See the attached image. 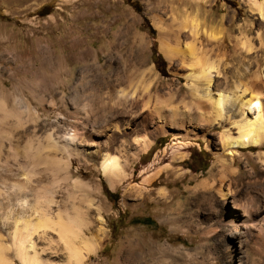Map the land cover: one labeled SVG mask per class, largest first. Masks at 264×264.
Returning <instances> with one entry per match:
<instances>
[{
	"label": "rangeland",
	"instance_id": "1",
	"mask_svg": "<svg viewBox=\"0 0 264 264\" xmlns=\"http://www.w3.org/2000/svg\"><path fill=\"white\" fill-rule=\"evenodd\" d=\"M254 2L0 0V245L10 263L20 264L15 225L36 220L37 203L52 201L51 217L87 222L95 251L85 264H264V212L235 221L241 251L235 260L226 251L230 214L239 213L230 196L264 189V146L238 150L221 189L219 173L229 155L221 134L236 136L235 124L252 119L235 101L241 84L264 69V20ZM191 20L224 46L211 88L214 98H233L221 121L209 104L197 107L189 72L164 53L177 47L175 34L186 49L189 26H179ZM246 38L251 55L239 44ZM105 156L118 159L120 177L104 174ZM33 240L45 262L68 263L55 231Z\"/></svg>",
	"mask_w": 264,
	"mask_h": 264
},
{
	"label": "bare ground",
	"instance_id": "2",
	"mask_svg": "<svg viewBox=\"0 0 264 264\" xmlns=\"http://www.w3.org/2000/svg\"><path fill=\"white\" fill-rule=\"evenodd\" d=\"M255 1L256 2H254L251 8H254V11L259 13L261 18L264 20V3H259L258 0ZM186 25L189 26V35L191 37V42L186 44V49L181 51L179 35L175 34L176 39H178L177 47L173 48L170 47V45H165L164 53L170 61H173L175 57H179L180 67L178 68V71L189 72L185 78L192 81L190 85L192 90L191 95H193V97L198 101V104H196L197 107L199 109H204L206 107L205 104H209L215 115V121H221L225 117V111L228 105L232 102L233 98H230V96L223 93H218L216 98H214L211 94V88L214 84V78L216 79L217 76L219 78L222 75V61L217 59L221 57L222 53L220 51L224 46L217 42L219 39H214L215 36L213 32L205 33L204 30L201 34L205 37L204 39L206 44L202 42L200 40L201 34L198 30L200 24L197 20H191L185 22L184 24H180L179 30L187 29ZM258 38L261 49L263 50L264 40L260 34L258 35ZM239 44H241V50L246 54L251 55V53L255 50L251 40H248V38L241 39ZM258 68L260 67L258 66ZM179 76L181 77L182 75ZM200 84L205 88L204 92L202 91L203 94H200ZM241 86V96L235 101H239L241 110L248 114V116H252V119L251 117L250 119L246 118L243 122L235 124L236 136H233L230 130L220 136L222 144L221 149H223L224 153L226 151L229 152L228 158L222 160L219 170L222 177L220 181V189L223 188V185H225V172L233 171L234 169L236 162L235 157L239 152L238 150H249L254 148L260 149L264 146V99L261 93V91L264 90V69L262 71L257 70L256 73H251L248 84H241ZM145 91L149 94L147 88ZM155 96H157L154 98L155 112H157V115H159L160 118H163L164 116L162 114L164 113L162 112L163 109L161 106L164 104V100L157 94ZM172 96L174 95L172 94ZM151 98L150 93L149 99ZM168 107H171V103H169ZM143 146L147 147V142L144 141ZM258 159L264 166V154L259 155ZM45 160L49 161V159ZM33 167L37 168V166ZM102 168L104 174L113 177H120L122 168H120L118 159L115 157L105 156ZM214 172V170L211 171L212 178L215 177ZM253 194L254 195H251L249 198L247 197L246 200L242 197L243 195L232 194V196H230L232 198L234 197V201L232 200L233 208L239 212L237 215L230 214L232 219L229 221L228 227L230 229L227 231L228 235L234 239V242H232L233 246L228 245L229 247L226 249L230 259L235 260L238 258L236 256H239L241 251V247H237V243L241 246V234L239 227L234 224L235 221H240L242 218H247L251 222L256 221V218L261 216L264 212V189L258 191L255 190ZM221 197L222 199L226 198L224 201L232 199L229 198L227 194H222ZM51 204L52 201L42 203L38 202L34 211L38 216L36 217V220L32 219L26 221L21 226L18 224L15 225L16 227L13 232L14 236L12 235L15 258L19 260L20 264H51L49 262H45L41 255H39V246L37 245V242L33 240V237L39 232L45 234L47 230H52L57 233L59 244L63 247V250L67 255V264H85L95 251L93 245L94 241L92 242L83 234V229L86 228L87 222L78 215L73 217L66 213H58L57 215H54L55 217H51ZM262 242L264 245V238ZM77 243L78 245H76ZM4 251L5 249L0 245V264H12L8 261L9 259L7 260L5 258ZM125 253L131 258L132 256H135L131 253V251H129V249ZM240 263L243 264L241 261Z\"/></svg>",
	"mask_w": 264,
	"mask_h": 264
}]
</instances>
